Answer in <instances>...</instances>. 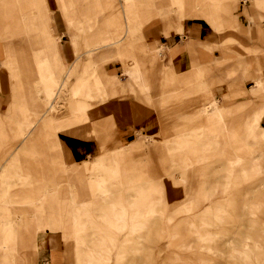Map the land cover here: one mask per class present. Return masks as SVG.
Wrapping results in <instances>:
<instances>
[{
  "label": "rangeland",
  "instance_id": "374dc122",
  "mask_svg": "<svg viewBox=\"0 0 264 264\" xmlns=\"http://www.w3.org/2000/svg\"><path fill=\"white\" fill-rule=\"evenodd\" d=\"M11 1L12 10L18 11L29 27V18L34 9L22 0ZM115 1L120 8L119 19L111 7L107 14L103 11L97 14L92 27H89L86 17L82 18L81 15L80 19L78 16L85 11L80 5L78 10L72 12L77 17L75 21L79 25L84 24L81 25L82 31L77 32L75 41L79 55H76L71 37L66 32L74 55L71 54V59L64 61V67H58L60 76L65 73L62 79L65 80V75L67 77L63 91L50 100L45 98L43 91L45 79L19 80L8 70L5 72L2 69V62H13L15 57L10 46L12 38L0 39V77L4 82L0 88L1 118L9 116L11 120L20 119V107L24 106V101L30 103L31 98L39 99V108L46 112L26 136L15 137L14 144H18V147L25 144L28 149L25 152L16 150L13 154L18 152L25 155L21 156V164L30 159L41 163L44 169L48 166L51 154L59 147L63 149V156L58 154L65 157L63 162L54 166L58 174L66 177L67 183L52 190L42 206H36L40 213L39 222L43 223L45 217L48 223L43 228L49 239L36 255V263L50 262V252L54 250L59 261L63 262L58 264H84V254L90 256L93 253L109 257V260L88 257V264H264V126L256 115V119L245 126L246 119L252 116H248L249 112L241 105L229 119L236 139L214 143L209 141L207 133L196 134L201 127H198L200 123L197 119L190 117L188 96L176 97L169 103H154L151 107L141 104L133 123L127 120L128 106L137 104V97H144L143 90L130 92L117 87L106 96L100 90H94V97H85L84 90L91 78L100 75L105 69L117 74L122 82L128 78L122 72L123 60L118 55L119 48L137 53L144 63V75H156L160 78L158 81L171 78L172 73L163 66V63H169L167 46L185 38L182 36L183 30L177 31L178 19L183 17L184 12H180L169 0ZM211 1L212 11L220 9L226 13V25H216L211 20L203 21L222 30L234 28L239 21L244 27L248 19L243 9L250 4L255 3L264 9V0ZM128 2L141 13L147 12L149 18L128 31L118 30L119 21H123L122 8ZM224 4L229 6L224 9ZM188 19H184L183 23L189 29ZM261 24L264 26V22ZM105 29L113 33V37L119 33L116 37L121 40L118 43L109 41L90 54L85 52ZM231 35L239 36L245 44H253L242 31H233ZM155 38H158V42L151 44ZM30 47H27L29 51ZM159 49L161 53L153 61V53ZM32 51L34 59L39 60V50L35 45ZM229 54L235 56L236 53L230 51ZM58 55L61 56L60 49ZM129 56L124 60L129 59ZM73 63L77 65L76 70L69 72ZM185 68V64H177L176 71L181 72ZM158 69H162L161 76L155 74ZM221 69H216L212 75L218 77L224 71ZM80 82L84 83L83 86H80ZM244 84L246 87L251 86L249 80ZM77 85L78 92L73 94ZM171 86L167 85L164 89H170ZM227 92L226 84L215 87L217 98ZM152 94H159V89L153 90ZM248 99L249 96L245 95L231 102H248ZM82 102L87 106L86 110L80 105ZM74 104L77 106L75 113ZM198 104L196 102L194 106ZM196 111L199 112V109ZM111 113H116L122 119L120 124L112 121L113 125L129 124L134 129L132 139L123 141L127 145L128 157L122 159L118 167L113 166L117 149L101 151L97 144V131L102 122L100 119L109 118ZM138 126L152 130V137L145 138L141 131L137 132L135 129ZM161 126L166 127L168 139H161L157 131L154 132L159 131ZM213 129L210 127L208 131ZM7 132H11L10 127L0 125V135L4 134L8 143L11 137ZM137 144L140 152L134 154L131 152L132 146ZM243 153L249 154L251 164L234 165V161L235 164L239 163V158L234 156ZM201 156L204 159L199 158ZM100 158L104 160L103 187L106 191H98L95 198L99 186L94 180L97 170H93L92 165ZM184 160L195 162L188 167H181ZM257 161L260 164L257 165ZM90 171L92 174H89ZM150 175L152 183L150 180L138 182ZM4 180L10 183V179H5L0 170V240L10 235L5 229L8 220L12 221L11 233L16 236V225L20 219L14 216L28 206L21 204V184L6 185ZM133 196L135 202H132ZM244 201L248 204L243 207ZM111 203L136 214L129 216L126 223L110 215L113 209ZM12 210L15 212L11 214ZM85 210L88 214L84 215ZM142 210H145L144 214H141ZM31 218L28 213L26 219ZM228 237L231 239L224 244L223 241ZM8 244L12 245V241ZM258 244L262 250H257V257ZM4 245L0 244V264H9L10 261L4 263V253L9 248Z\"/></svg>",
  "mask_w": 264,
  "mask_h": 264
},
{
  "label": "crops",
  "instance_id": "0c3cea01",
  "mask_svg": "<svg viewBox=\"0 0 264 264\" xmlns=\"http://www.w3.org/2000/svg\"><path fill=\"white\" fill-rule=\"evenodd\" d=\"M22 1L34 9L29 18V27L23 22L25 20L21 17L19 12L12 10L11 0H0V39L12 38L10 46H12V56L15 57L13 62H2V69L5 72L8 70L11 72L12 76L19 80L20 78H26L28 81L32 79H45L46 84L43 91L45 98L50 100L59 92L63 91L67 75H65V80H63L62 78L65 73L63 72L62 76H60L58 67H64V61L67 62L71 59V54H73L69 36L66 35V32L71 37L76 55H79V48L75 41L77 32L82 31L83 28L81 25L84 24L80 23L79 25L78 22L75 21L76 17L69 11V7L78 10L80 5L85 11L79 13L78 16L80 19L86 17L89 27L95 24L98 13L103 11L107 14L111 7L115 9V13L117 12L119 19L121 14L119 13L120 8L116 5L115 0H61V2L57 0V3L55 0ZM169 1L171 4L174 3L180 10L181 5L179 0ZM210 5L211 2H208L206 6L207 15H202L195 19H188L192 17L183 16L181 22L177 25V31L183 30L182 36H185V38L183 41L171 43L170 46L166 45L169 54V63L167 64L168 67L170 65L171 68H169L173 72V76L168 81L172 85L170 91L164 92L163 89L165 87L162 86L163 84L161 82H154L152 87H147L148 89L141 86L139 83V67L137 65V59H139V57L137 53L125 49L130 55V62L125 66L122 65V72L125 69L127 72L126 75L128 76V78L126 76L127 79H125V82L120 81L117 74H111L105 69L100 75L91 78L89 85H87L86 90H84L85 97H94V90H100L101 93L106 96L109 91L117 87L125 88L130 92H136L140 89L143 90L144 97L142 99L137 97V100H135L137 104L128 106L127 120L128 123H133L135 117L138 115V108L141 104L151 107V104L154 105V103H169L176 97L188 96V110L191 112L190 117L191 119H197V122L200 123L198 127H201L199 131H196V134L203 132L207 133L209 135V141L214 143H220L222 139L223 141L236 139L233 137L235 131L229 119L235 114V110L241 108V105H244V108L249 112L248 116H252L246 119L244 122L245 126H247V122L252 123L256 119V116L264 126V26L261 24L264 22V9L258 7L255 3L253 5L250 4L248 8L243 9V14H245L248 19V23L244 25V27L240 24L238 19L239 22H237L234 28L222 30L216 27L214 28V25L203 21L211 20L213 23H216V25H226V13L220 11V9L214 12V10H211ZM225 6L228 7L229 5L224 4V9ZM112 12H114V10ZM238 12L237 18H239ZM122 14L123 21H119L120 25H118V30L124 29L128 31L132 26H139L143 20H146L145 17L147 19L149 18L147 12L141 13L130 2L122 8ZM184 19H188L186 21H188L189 25L187 24V26H189V29L184 27ZM107 31L106 29L102 31L96 41L92 42L90 44L91 46L85 52L90 54L99 46L109 43V41L117 43L121 40L116 37L119 33L113 37V33H108ZM185 31L188 32L189 35L187 33L185 34ZM233 31H242L243 34L246 33L253 41V44L248 45L243 43L239 36L231 35ZM176 35H179V33ZM59 36L60 38L58 40ZM171 36H167L166 38ZM157 42L158 38H155L154 42L152 41V43H150L153 44ZM34 45L39 50V60L37 61L34 59V53H32ZM146 45L148 46V44ZM29 46H31L30 51L27 49ZM157 46L158 45H156V47ZM59 49L61 56L58 55ZM160 50L161 49L154 51V53L160 52ZM230 51H234L236 53L235 56H231L229 54ZM74 64L75 63L72 64L69 72L76 70L77 65ZM177 64H185L186 68L181 72L176 71ZM221 68L224 71L218 77L212 75L216 69ZM2 80L3 78L0 77V88H2L4 83ZM246 80L251 82L250 87L245 86L244 82ZM137 83L138 85H136ZM83 84L84 83L80 82V86H83ZM218 84H226L228 91L224 93L221 98L215 96V87ZM156 88L159 89V94L154 96L152 92ZM78 89L79 85L73 89V94H76ZM245 95L249 96L248 102H242L240 100L238 103L231 102L234 98ZM215 97L218 99V105L227 111L226 119L228 127H224L226 125L223 117L211 107L212 100ZM196 102H199V104L194 106ZM38 103L39 99L37 98H31L30 103L24 101V106L22 108L20 107L19 110L21 118L17 120H11L9 116L1 118L2 116L0 114V125H7L10 127L11 131L10 133L7 132V135L11 137L8 143V140L4 137L5 131L4 134L0 135V170L4 173L5 179H10V183L4 180L6 181V185L21 184V204L28 205L24 211L18 212L17 215L14 216L20 219L16 225V236L11 233L12 221L8 220L5 229L10 232V235L7 239L3 237L0 240V244L6 245L3 247H9L4 253V263L10 261L9 264H37L35 261L36 255L39 254L41 247L49 242V239L47 238L46 230L43 228L46 227L48 223L45 217L43 218V223L39 222L38 215L40 213L37 211L36 206H42L45 203L47 195L52 190L59 189L62 183H67L66 177L58 174L54 166L56 163L63 162L65 158L60 157V155L63 154V149L61 147L51 154L46 169L42 167L41 163H35L30 159H28V162L21 164V156L25 155H21V153L18 152L13 154L16 150L25 152L28 149L25 144L21 147H18V144H14L16 141L15 137L19 135L26 136L29 129L35 125L39 117L46 113L39 108ZM80 105L83 109H87L84 102ZM197 109H199V112L196 111ZM76 111L77 106L74 104L73 113ZM207 111H210V114H207ZM121 120L122 119H120L116 113H111L109 118L103 117L100 119L102 122H100L101 125L97 131V144L101 151L117 149L113 157L114 167L120 166L121 160L128 157L126 153L127 145L123 143V141H130L132 139L131 137L134 135V129L129 124L117 126L122 122ZM112 121L118 124L113 125ZM210 127L214 128V132L208 131ZM115 130H117V134ZM135 130H138L137 132L141 131V134L144 135L145 138L152 137L153 134L152 130L148 131L142 128V126H138ZM17 131L19 132L18 135L16 134ZM156 131L160 137L162 136L161 139H168L165 126L159 131L154 130V132ZM138 147L139 144L132 146L133 151L131 152L134 154L139 153L140 149H138ZM234 157L239 158V163L235 164L234 161V165L241 166L244 163L247 165L251 164V157L248 153L238 154ZM202 159H204L203 156ZM86 162H88V160H86ZM190 162L191 160H184L180 166L188 167L190 166ZM258 164H260L259 161H257V165ZM103 166L104 160L102 158L98 159L94 165H92L93 170H97L94 175V180L99 186V189L95 193V198L97 197L98 191H106L105 187H103L105 183ZM89 174H92V171H90ZM89 179H92V177L89 176ZM151 179L153 178L150 175V177L140 179L138 182L150 180V183H152ZM71 198L74 201L73 193ZM135 200L133 196L132 202H135ZM247 204L248 203L244 201L243 207ZM111 206L113 209L110 215L117 216L126 223L129 216L133 217L136 214L134 212H129L125 207L117 205L116 203H111ZM144 211L145 210H142L141 214H144ZM13 212L15 211L12 210L11 214ZM28 213L32 216L31 220L26 219ZM98 216H100L99 213ZM228 239L231 238H226L223 243L226 244ZM9 241H12V245L8 244ZM235 247L236 245L234 244V248ZM257 250H262L261 245H256V256L258 257ZM262 251L264 252V250ZM84 256V259H82V261L85 262L84 264L90 262L88 261V257L101 258L103 261L109 260V257L97 255L96 253L90 256L84 254ZM95 258H92V260ZM11 259L16 263L12 262ZM59 259L60 258H57L53 250L50 252V262L47 264L61 263L62 261H59Z\"/></svg>",
  "mask_w": 264,
  "mask_h": 264
},
{
  "label": "bare ground",
  "instance_id": "6f19581e",
  "mask_svg": "<svg viewBox=\"0 0 264 264\" xmlns=\"http://www.w3.org/2000/svg\"><path fill=\"white\" fill-rule=\"evenodd\" d=\"M61 2V0H60ZM180 2V12H184V14L182 16H189V17H192V18H197L199 16H202V15H207V11H206V6H207V3L208 2H212L211 0H179ZM69 11L72 13L74 11L73 8L69 7ZM73 14V13H72ZM74 15V14H73ZM138 15V14H137ZM139 16V15H138ZM76 17V16H74ZM140 17V16H139ZM77 18V17H76ZM145 19H147L145 17ZM182 18L181 16L179 17L178 19V23L181 22ZM126 28V27H125ZM118 43V42H117ZM161 52H155L152 56V60L154 61L155 59H157V57H159L158 55L160 54ZM118 54L120 56V58H122L123 60V66L127 65V63L130 62V58L127 59L126 61L124 60V58L128 55V53L125 51V49L123 48H119V51H118ZM137 65L139 67V77H140V80H139V83L141 86H143L145 89H148L147 87H152V85L154 84V82H161L163 85V87H166L167 85H171L168 81L171 79V78H167L165 81H158V79H160L159 77H156L153 76V75H144L143 74V68H144V63L142 62V60L139 58L137 59ZM163 66L165 69H167V71L171 74L173 73L171 70H170V65L168 67V64L166 63H163ZM162 69H158L156 71L155 74H157L158 76H161L159 75L161 73ZM123 73H127L126 70L124 69ZM173 75V74H172ZM175 78V77H174ZM171 89H163L164 92L166 91H170ZM211 107H213L217 112H219V114L223 117L224 119V123L226 126L224 127H228V124L226 123V113L227 111L220 107L218 105V99L215 97L213 98L212 100V104H211ZM20 110V109H19ZM229 113V112H228ZM163 131V130H162ZM223 132V131H222ZM217 136V135H216ZM162 137V136H161ZM216 138V137H215ZM220 142H223V139L220 141ZM60 148V147H59ZM199 158H202L199 157ZM235 158V157H234ZM61 161V160H60ZM195 161H191L189 165L193 164ZM24 175V174H23ZM27 176V175H26ZM24 177V176H23ZM40 178V177H39ZM43 179V178H41ZM20 180V179H19ZM145 212V211H144ZM83 214H88L86 211H83ZM40 231V230H39ZM83 263H85L83 261Z\"/></svg>",
  "mask_w": 264,
  "mask_h": 264
}]
</instances>
